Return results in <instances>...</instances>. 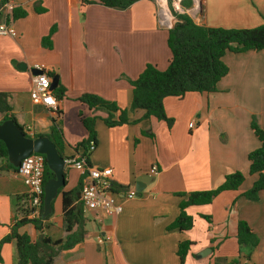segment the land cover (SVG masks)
<instances>
[{
  "label": "crops",
  "instance_id": "1",
  "mask_svg": "<svg viewBox=\"0 0 264 264\" xmlns=\"http://www.w3.org/2000/svg\"><path fill=\"white\" fill-rule=\"evenodd\" d=\"M190 1L182 13L199 25L230 28L264 23V0ZM161 7L155 0H139L126 9L82 0H0V17L14 30V34L0 35V91L15 95L19 123L34 136L47 133L57 116L30 96V66L45 63L47 73L58 75L65 88L58 104L65 154L85 152L82 146L74 148L89 135L80 113L97 115V140L89 160L93 167H111L113 185L121 187L114 188L121 210L108 214L85 208L84 240L60 250L54 264H182L178 247L184 240L194 244L183 264H230L234 260L264 264V190L257 201L242 196L257 178L249 173L248 155L261 145L250 126L253 116L258 114L264 129V117L259 115L264 108V49L227 53L224 61L229 72L215 92L166 97V114L174 120L170 127L155 117L144 119L142 109L129 113L136 123L110 127L103 120L105 111H94L78 100L84 93H93L129 108L133 98L129 80L137 78L147 64L167 68L172 58L169 29L177 19L166 6ZM21 10L27 14L14 18ZM51 29L52 48H47L42 38ZM21 63L26 64L24 70L19 68ZM236 107L242 111L233 117L231 109ZM65 171L63 190H71L82 172L71 166ZM236 171L245 174L237 190L223 191L211 203L187 208L195 219L190 230L169 228L180 214L183 197L179 194L215 189ZM145 174L154 180L141 194L129 198V191L136 190L137 177ZM27 191L17 169L0 159V240L11 231L16 200ZM240 220L247 221L260 239L250 257L237 240ZM20 230L33 240L44 235L64 238L62 194L53 199L43 232L32 224ZM208 248L209 253L200 255ZM1 255L0 264H15V245L5 243Z\"/></svg>",
  "mask_w": 264,
  "mask_h": 264
},
{
  "label": "trees",
  "instance_id": "2",
  "mask_svg": "<svg viewBox=\"0 0 264 264\" xmlns=\"http://www.w3.org/2000/svg\"><path fill=\"white\" fill-rule=\"evenodd\" d=\"M139 0H82L84 4L98 3L107 7L126 9ZM183 7H190V0H182ZM170 6L177 21L169 29L168 45L171 49L172 58L166 69H160L155 64H147L145 69L135 79H130L133 89V98L129 108H121L116 102L107 100L93 93H84L78 100L87 104L94 111L103 110L107 116L104 122L110 126L122 125L125 123H136L129 113L138 109L144 110V119L155 117L166 121L172 126L174 120L169 118L164 107V100L169 96H183L187 92L212 93L218 90L219 81L229 72V66L224 61V56L229 53H243L249 50L260 51L264 49V23L256 27H221L205 26L197 24L187 13L176 11L170 0ZM25 10L14 13V18L25 16ZM51 29L49 34L42 38L44 47L52 48ZM57 102L63 99L65 88L58 84L54 89ZM15 95L10 92L0 91V114L2 119H12L19 123L15 113ZM57 116L52 119V125L47 133L35 134L33 137L42 135L48 136L56 145L59 153L67 158L65 154L66 141L62 130L61 111L59 106L55 110ZM80 119L89 135L88 138L78 143L74 148L84 147L85 152L80 155L86 158V164L92 166L89 160V144L96 143V121L97 115L86 116L80 113ZM253 132L258 137L261 145L251 151L248 155L250 166L249 173L257 175L252 187L245 191L242 196L257 201L260 191L264 190V129L253 116L250 124ZM26 132V131H25ZM28 136H30L27 133ZM44 170V185L55 177L54 172L48 167L46 156ZM0 159H4L10 168L17 169L8 162V150L6 144L0 140ZM66 175V171H65ZM82 174L77 186L71 190L59 189L62 194V209L65 230L64 238L53 239L47 235L33 240L27 232H21V228L32 224L37 231L43 232L44 220L50 214L38 218H29L24 206L29 200V194L20 196L16 201V218L11 231L0 240V261H2L1 249L5 243L12 242L15 245V264H54L55 258L60 250L68 249L83 241L87 230L85 228V207L81 199L83 188ZM245 180V174L236 171L227 174L224 182L217 188L207 191H194L189 194H179L183 198L179 203L180 214L169 226L170 229L178 228L181 231L190 230L195 219L187 212L192 205H203L211 203L218 194L226 190H237ZM113 185L114 188H119ZM23 202H20L23 200ZM44 213V203H43ZM209 219L208 216L204 215ZM237 240L240 246L246 248L247 256L250 257L252 250L258 245L259 237L245 220H240L237 226ZM193 241L184 240L179 243L178 255L183 264L187 254L191 251ZM234 260L230 264H238Z\"/></svg>",
  "mask_w": 264,
  "mask_h": 264
},
{
  "label": "built area",
  "instance_id": "3",
  "mask_svg": "<svg viewBox=\"0 0 264 264\" xmlns=\"http://www.w3.org/2000/svg\"><path fill=\"white\" fill-rule=\"evenodd\" d=\"M181 2L182 0H179L178 6L176 3L173 6L178 12L183 11ZM7 34H14V30L5 19L0 17V35ZM30 69L33 77V87L30 92L31 98L48 108L56 110L58 102L51 89V77L47 73V65L42 62H35L30 66ZM33 70L39 71V73H34ZM193 125L194 123L192 122L190 127L192 128ZM94 149L95 143L91 141L88 152ZM65 160L66 167L77 168L85 175L81 193L85 208L103 209L108 214L121 210V206L115 203L113 169L111 167L98 168L88 166L86 158L80 155L68 156ZM44 170L45 158L43 154L35 152L24 158L21 165L17 168V173L22 177L28 188L29 200L26 202L24 209L27 211V216L32 219L38 218L43 214ZM152 171L157 174V166H153ZM136 195V190H130L127 194L129 198Z\"/></svg>",
  "mask_w": 264,
  "mask_h": 264
},
{
  "label": "water",
  "instance_id": "4",
  "mask_svg": "<svg viewBox=\"0 0 264 264\" xmlns=\"http://www.w3.org/2000/svg\"><path fill=\"white\" fill-rule=\"evenodd\" d=\"M169 9V6H168ZM169 13H171L169 9ZM19 68L25 69L26 64H19ZM34 73L39 71L33 70ZM52 91L59 84V76H51ZM0 140H2L8 150V160L14 167H19L24 158L32 153H39L46 156L48 167L54 172L55 177L49 179L44 185V213L43 217L52 212V201L59 194V189L66 185V160L62 156L55 143L46 135L39 137L28 136L24 128L15 120L8 119L0 123ZM154 180V176L149 174L141 175L136 179V193L141 194L145 188ZM211 251L210 248L201 252L200 255H206ZM198 255V258L200 257Z\"/></svg>",
  "mask_w": 264,
  "mask_h": 264
},
{
  "label": "rangeland",
  "instance_id": "5",
  "mask_svg": "<svg viewBox=\"0 0 264 264\" xmlns=\"http://www.w3.org/2000/svg\"><path fill=\"white\" fill-rule=\"evenodd\" d=\"M156 2H157V4L159 5V7L160 8H162L161 7V5H160V2H158V0H155ZM168 1V6H169V9H170V11H171V15L172 16H174L175 17V15L173 14V12H172V9H171V6H170V0H167ZM178 1L179 0H171V4H172V6H174V4L177 2L178 3ZM181 5H182V3H181ZM183 7V6H182ZM175 8V7H174ZM184 8V7H183ZM180 12H182V11H180ZM176 18V17H175ZM259 110H262L261 111V114L259 113V115H261V117H264V108H261V109H259ZM240 111H242V109L240 108V107H236V108H233V109H231V114L233 115V117H235L236 115V112L237 113H239ZM258 114H256L255 115V117L257 118V120H258V116H257ZM0 119H2V114H0ZM259 123V122H258Z\"/></svg>",
  "mask_w": 264,
  "mask_h": 264
},
{
  "label": "bare ground",
  "instance_id": "6",
  "mask_svg": "<svg viewBox=\"0 0 264 264\" xmlns=\"http://www.w3.org/2000/svg\"><path fill=\"white\" fill-rule=\"evenodd\" d=\"M160 4L163 5V6H166V8H168V1L167 0H159ZM177 6H178V3L176 2Z\"/></svg>",
  "mask_w": 264,
  "mask_h": 264
}]
</instances>
